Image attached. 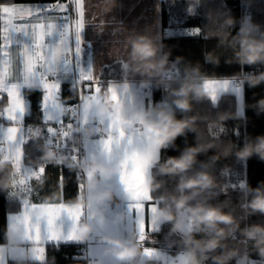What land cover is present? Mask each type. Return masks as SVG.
<instances>
[{
	"label": "clouds",
	"instance_id": "9594fccd",
	"mask_svg": "<svg viewBox=\"0 0 264 264\" xmlns=\"http://www.w3.org/2000/svg\"><path fill=\"white\" fill-rule=\"evenodd\" d=\"M116 0H103L105 11L111 10ZM201 0H192L193 6ZM210 26L208 35L217 39V47L207 55L213 63H219L220 56L228 53L229 63L240 65H264V28L250 18L240 21L239 30L233 34L232 28L237 24L235 17L229 13H209ZM128 48L127 60L123 64L125 73L139 74L143 77L141 85L147 87L155 83L167 89V102L148 107L129 106L125 99L119 102L105 100L93 105L88 126L77 128L80 135L77 143L84 139L89 141L104 131L101 121L108 122L119 116L117 128H124L132 136L143 134L149 138L144 144H134L136 160L146 175V186L150 194L163 188L166 180L175 179L173 187L160 195L161 205L157 207V219L172 224V233H183L181 243L183 255L171 264H231L240 255V248L235 240L239 233L250 242V251L264 257V223L244 224L236 214V206L225 202L213 203L217 190L222 189L213 169L215 162L233 153L240 160H247L253 155L264 160V134L250 137L239 146L233 141L223 142L216 137L226 129L225 121L231 113H220L215 118L203 115L196 110L198 103L210 96L207 82L211 78L201 70L199 64L186 65L183 73L168 78L170 53H161L157 38L149 33L133 32L126 36ZM242 82L250 87L264 83V71L240 73ZM128 81L114 84L118 90ZM264 112V97L253 105ZM195 133L196 143L185 146L176 156L162 158V150L175 144L180 136ZM215 149L207 160H199L201 153ZM42 160L58 161L62 154L55 148L41 145ZM67 163L80 169L95 170L94 178L86 182L83 202L91 203L96 215L89 219L82 217L79 223V235L89 239L97 235L102 246V255L111 257L115 264H152L154 258L166 259L158 250L152 254L145 252L146 246L139 239L135 228L125 234L109 231L110 224L126 222V213L120 212L111 218L107 210L115 199V190L111 184L101 186L102 181H111L120 177L125 170V153L113 148L111 154L99 150L94 156L84 157L77 162L71 161L63 154ZM151 173V174H150ZM19 175L8 160L0 155V190H8L19 197L25 193L26 186L19 185ZM57 188L46 195L49 202H57ZM131 200V194L127 193ZM246 206L242 215H264V182L256 187L247 186L243 197ZM38 210H36L37 212ZM35 212V214H36ZM22 227L13 223L4 230V243L0 244V257L13 255L17 264H29L35 255L36 245L26 246ZM249 253H245L246 262Z\"/></svg>",
	"mask_w": 264,
	"mask_h": 264
},
{
	"label": "trees",
	"instance_id": "16d2710c",
	"mask_svg": "<svg viewBox=\"0 0 264 264\" xmlns=\"http://www.w3.org/2000/svg\"><path fill=\"white\" fill-rule=\"evenodd\" d=\"M14 3H48L56 4L57 0H10ZM209 13H216L217 17L222 13H229L236 18L237 24L232 28L233 34L239 30L240 21L250 18L254 23L264 28V0H201V3L193 6L192 0H163V29L167 27L185 28L188 34L175 36L164 35L162 39V53H170L169 60L174 63V69L178 75L183 73L186 65L199 64L201 70L210 78H233L241 80L240 73H250L264 71V65H240L229 63L224 53L220 56L219 63H213L207 59V55L217 47V39L208 35L210 26ZM2 43V41H0ZM125 71L121 62L106 66L102 78L104 80H120L124 77ZM246 104L245 115L240 116L237 112V98L235 94L226 93L221 95L219 100L214 103L209 96L196 106V110L203 115L215 118L220 113H231L229 119L225 121L226 129L216 138L223 142L233 141L242 146L250 137L264 134V112L258 111L253 105L256 101L264 97V83L250 87L244 83ZM167 89L164 91L154 88L153 101L167 102ZM24 95L30 104V113L26 117L25 124L40 122L42 107L41 102L43 93L41 89L27 88ZM76 91L69 84H65L62 89L61 98L66 105L74 102ZM7 104L6 96L0 100V111H3ZM5 122V121H4ZM46 138L44 133L38 138H30L24 145V162L31 165H46L45 183L40 185L38 181L31 184V192L27 199L30 202L40 203L48 201L46 195L58 188V174L65 176L64 190L65 200L73 201V195H78L79 184L76 177V170L70 165L46 164L41 159V145H45ZM195 133L189 132L186 136H180L175 144L162 150V158L179 155L180 151L187 145L195 144ZM215 149L208 153H201L199 160L204 161L213 155ZM217 179L221 182L222 189L217 190L213 203L225 202L229 206H236V214L240 216L244 224L264 223V215L256 214L252 216L242 215V209L246 206V201L242 198L244 189L247 186L256 187L264 182V160L253 155L247 160H240L233 153L222 157L215 162L213 169ZM166 183L151 196L161 205L160 195L170 190L176 183L175 179L164 177ZM59 194L57 193V196ZM78 197V196H77ZM78 199V198H77ZM24 200L12 196L8 190H0V244L4 243V230L7 227V215L19 212ZM172 224L162 223L160 233L152 235L163 238V234L168 237L171 232ZM178 241L174 246L175 252L184 251L181 243L183 233H173ZM165 236V237H166ZM235 240L241 247L244 240L239 233ZM247 243V253L253 260H262L256 252L250 251V242ZM7 264H17L15 259H8ZM29 264H87L84 257L83 245L81 244H51L46 247L43 260H30ZM152 264H162L160 261L153 260ZM209 264H212L209 261ZM231 264H244L239 256L231 261Z\"/></svg>",
	"mask_w": 264,
	"mask_h": 264
},
{
	"label": "crops",
	"instance_id": "0c3cea01",
	"mask_svg": "<svg viewBox=\"0 0 264 264\" xmlns=\"http://www.w3.org/2000/svg\"><path fill=\"white\" fill-rule=\"evenodd\" d=\"M18 5H33L39 9H49L53 8V11L50 13L51 15H56L58 18L56 20L57 29L49 36L46 37V45L49 48H53L56 44V48L53 51L52 60L56 62L54 69L48 73L49 79H54L60 84V89L58 93V101L61 107L63 108L61 113L59 111H53L51 105L47 108L44 104V95L45 90L38 80L34 81L30 85H25L21 80L18 82L21 84V94L25 101V112L22 114L19 120L16 122L10 121L6 115H0V131H5V126H1L4 123H16L18 125H25L20 130L18 134V140L22 142L23 150L25 143L30 138H38L44 133V137L46 138L45 145H47V138L49 135L48 128L54 127L62 120L63 113L68 108L69 105H66L62 98L61 93L63 86L65 84H69L73 89V85L71 81H73L75 74L74 66H71V63L67 62L63 59V55L68 49V43L60 44L59 41L62 38V32L66 25H68V18L62 17L63 14L67 15L70 8L75 12V16L70 20L73 25L75 19L78 18V10L75 0H72V3L69 5V9L66 13H59L55 10L54 6L56 4H48V3H17ZM84 27L83 30L79 33L80 41H81V50L84 53V65L82 77L84 75L91 74L96 77L102 88L95 95L87 94L90 90L86 87V99L84 100V105H99L105 100H111L113 102H119L122 98L125 99L126 103L129 106L135 107H148L157 105V102L153 101V90L154 83L147 87L141 85L140 81L143 79L139 74H129L125 73L124 77L120 80H104L102 78V74L106 66L114 64L116 62H121L124 64L127 60V52L128 48L126 47V36L130 33H149L157 38V42L162 46L163 36L167 33L165 29H163V0H116L114 6L111 7V10L105 11L103 7V0H85V16H84ZM64 23V24H63ZM186 33H189L188 31ZM185 33V34H186ZM70 36V33H69ZM68 36V40H69ZM16 41H19L18 43ZM33 42V38L30 34L20 33L14 37L13 49H19L23 46L24 43H28L31 45ZM162 53V47H161ZM73 67V71H72ZM176 73L174 69V63L170 61L169 71L165 73L168 78H171ZM84 80V79H83ZM213 81H217L220 83L227 82V87L221 88L218 91V95L215 100L211 99L214 103H216L221 95L226 93L235 94L237 98V112L238 115H245V104H246V96H245V88L244 82L242 80H235L233 78H211ZM87 85L93 84V80H84ZM121 83L123 81H128L127 85L121 87L118 90L117 86L114 82ZM15 82V81H14ZM86 85V86H87ZM27 88H37L41 89L43 93V98L41 102L42 114L40 122L37 123H28L25 124L26 117L30 113V104L24 95V90ZM111 89V90H110ZM6 94L0 96V100ZM7 99V96H6ZM13 101L11 99H7V104L3 111L0 112H8L15 113L17 111L16 105L14 103L13 106L11 104ZM53 115V119L49 120L48 116ZM85 120L89 125L92 121L90 120L91 114L85 116ZM25 118V119H24ZM5 121V122H4ZM102 122V121H101ZM103 125V123H101ZM104 131L106 132V125H103ZM107 134V132H106ZM103 138H93L92 140L87 141V157L94 156L100 150V141ZM6 143L3 138L0 140V146ZM7 151L6 147H0V155L3 156L5 160H8L11 166L15 169V171L20 174L19 175V185L26 186L25 193L23 194L28 198L31 192V184L34 181H38L40 185L45 183V173H46V165L36 164L31 165L24 162V156L22 160V171L17 168L14 161L10 158L9 153H5ZM43 166L45 171L40 180L32 179L28 183L26 177L23 175H30L32 172L38 171L39 168ZM89 171L93 172L91 178L88 177V182H90L95 175V170L89 169ZM126 171L121 173V175ZM141 171L144 172L141 168ZM23 172V173H22ZM145 173V172H144ZM151 174V173H150ZM64 181L65 176L58 174V189L57 192L59 195V199L57 202H49L42 201L40 202V206L36 209V215H43L44 213L51 211L54 206L58 204H65L75 210L83 209L84 214L80 217L78 224L76 225V233L79 239H71L68 238L69 233L71 232L73 221L70 217L61 216L57 223L62 226V234L59 238H49V235L46 231V223L44 225V233L43 238L40 242L41 246L46 247L51 244H81L83 245L84 256L93 259L96 264H115L111 257H105L102 255V246L97 241V235L93 234V236L89 239H83L79 235V223L82 217L92 219L95 217L96 213L92 208L91 203L87 205L77 197L78 195L75 193L73 201L65 200V190H64ZM107 184H111L115 190V199L111 203L110 207L107 210L106 216L108 218L113 217L117 213L124 212L126 213V222L123 224H110L108 230L112 231L116 234H125L127 231L135 228L137 234L139 235L138 222L139 215L137 211L131 208L132 203L136 202H145L147 200V196L144 194L136 195L139 191L140 193H148L149 189L146 186V178L143 180L139 189L133 187L129 191L125 190L124 185L121 183L118 176L113 177L111 181L101 183V186H107ZM127 193L131 194V200L127 197ZM151 195V194H150ZM78 198V199H77ZM25 201V200H24ZM33 203V202H31ZM35 203V202H34ZM151 203H155L158 207L156 201L152 200ZM91 206V208H89ZM24 210V202L19 212L9 213L7 215V226L11 224V220L13 222V218L19 216L23 213ZM147 210V206H146ZM157 213V210H156ZM12 215V216H11ZM14 215V216H13ZM146 220L149 224V227L146 223V232L147 239L142 241L146 247L158 249L166 259L154 258L153 260L160 261L162 264H171L172 261L178 260L184 251L175 252V248L170 246V243L176 241L174 236L168 235V237L163 234V238H158L153 233L159 232L162 226L163 221L157 219L156 227L154 229L151 228V213H146ZM166 236V237H165ZM140 239V238H139ZM178 241V240H177ZM26 246L35 245V242L26 239L24 241ZM247 253V243L245 239L241 242L240 247V255L239 259L243 260L244 254ZM45 255V253H44ZM15 259L13 255L9 254L5 257H0V264H7L8 259ZM31 260H41L37 258L36 255H33ZM250 264H264L262 260H253Z\"/></svg>",
	"mask_w": 264,
	"mask_h": 264
},
{
	"label": "snow or ice",
	"instance_id": "6c2138e0",
	"mask_svg": "<svg viewBox=\"0 0 264 264\" xmlns=\"http://www.w3.org/2000/svg\"><path fill=\"white\" fill-rule=\"evenodd\" d=\"M71 3L72 0H57L54 8L59 13H66ZM75 3L77 5L78 18L75 19L74 25L68 24L64 27L62 38L59 41L60 44L68 43V36L73 28L77 33L78 40L79 33L83 30L85 23V0H75ZM52 11L53 8L39 9L33 5H18L10 2V0H0V41H2L0 43V96L6 94L7 99H11L17 108L15 113L0 112V115H6L10 121L16 122L19 120L26 110L25 101L21 94V84L18 82L21 79L25 85H30L36 80L39 81L45 90L44 104L46 108L51 105L54 112L59 111L60 113L63 109L58 101L60 84L56 80L49 79L48 77V73L54 69L56 64L52 60V55L57 44L53 48H49L45 43L46 37L57 29L56 20L58 17L51 15L50 13ZM20 33L30 34L33 42L31 45L24 43L22 47L14 50V37ZM16 42L18 43L19 41ZM76 51H80L79 45H77ZM82 79L94 81L93 84L86 86L90 90L87 94L95 95L101 90L102 86L99 80L91 74L84 75ZM207 87L212 99L215 100L218 91L221 88L227 87V82L222 84L210 80L207 82ZM80 99L81 101L86 99L83 91L81 92ZM71 111L73 116H75L77 109L72 108ZM83 113L86 117L91 114L92 106L85 104ZM53 118L51 114L48 116L49 120ZM118 119L119 116H114L108 122H101L106 125L107 135L100 141V149L109 154H111L113 148L124 151V166L126 171L119 179L126 191H129L133 187L139 189L147 174L141 171V167L136 160L137 153L133 150V145L144 144L149 138H146L142 133L132 136L126 133L124 128H117ZM84 122L87 121L85 120ZM72 127L73 124L69 123L66 128H61L59 130L60 135L68 137ZM48 132L55 134L57 133V129L50 126ZM19 133L20 127L16 123L7 127L5 135L6 143L0 147H6L10 158L14 161L17 168L22 171L24 150L22 142L18 140ZM44 171L45 168L41 166L38 171L32 172L30 175L22 173L29 183L32 179L40 180ZM87 175L91 178L93 172L88 171ZM141 194L146 195L147 200L145 202L132 203L131 208L135 209L139 215V238L141 241H145L147 239L146 223L149 227L146 220V213H151V228L154 229L157 220V205L151 203L153 197L150 194L146 192L140 193L139 191L136 193V195ZM39 206L40 203H31L29 199H25L23 213L14 217L12 223L22 227L26 239L35 242V255L42 260L45 249L41 246L40 242L43 238L45 223L49 238H59L62 234V226L57 221L61 216L66 215L74 222L68 238L79 239L76 233V225L84 212L82 208L75 210L65 204H58L51 211L43 215H36L35 212ZM145 252L152 254L153 249L146 247Z\"/></svg>",
	"mask_w": 264,
	"mask_h": 264
},
{
	"label": "built area",
	"instance_id": "2783aa9c",
	"mask_svg": "<svg viewBox=\"0 0 264 264\" xmlns=\"http://www.w3.org/2000/svg\"><path fill=\"white\" fill-rule=\"evenodd\" d=\"M69 17L71 20L75 16V12L72 8H70L67 15L63 14L62 17ZM73 24V23H72ZM79 45L80 51L77 52L76 48ZM68 49L63 55V59L67 62L71 63L74 66V79L71 81L73 85V89L76 91L75 100L71 103L68 108L65 110L62 116V120L56 124L54 127L57 129V133H49L47 138V145L46 147L55 148L59 153L62 154L61 159L58 161H46V164H58V165H70L73 166L76 170V177L79 184V191H78V198L83 202V193L85 190L86 182H88V175L87 172L89 169H80L74 166L72 163H67L63 159V154H67V156L73 162H77L80 159L87 157V141L88 139H84L82 143H77V137L80 135L79 133L75 132L77 128H82L88 126L87 122L85 121L83 107H84V100L81 101V92L83 91L86 93V85L87 83L82 79V72H83V65H84V53L81 50V41L80 36L79 40L77 39V33L75 32L74 28L70 32L69 40H68ZM179 76L178 74H174L173 77ZM116 83H118L116 81ZM154 88L160 89L164 91L166 88L162 86H157L154 83ZM158 104H162L161 101H157ZM72 108L77 109L75 116L71 111ZM69 123L73 124V127L70 130V134L68 137H63L60 135L59 130L61 128H66ZM106 132L103 131L102 133L98 134L93 138H105ZM84 203V202H83ZM247 241V240H245ZM85 257V256H84ZM87 259V264H96L93 259ZM252 259L249 257L248 260L244 262V264H250Z\"/></svg>",
	"mask_w": 264,
	"mask_h": 264
},
{
	"label": "rangeland",
	"instance_id": "374dc122",
	"mask_svg": "<svg viewBox=\"0 0 264 264\" xmlns=\"http://www.w3.org/2000/svg\"><path fill=\"white\" fill-rule=\"evenodd\" d=\"M67 18H68V23H69V24H72V22L70 21L71 19H70L69 17H67ZM63 24H64V23H63ZM165 31L167 32L166 35L180 36V35H185V33H186L188 30L185 29V28H180V27H179V28L167 27V28L165 29ZM188 32H189V31H188ZM186 34H188V33H186ZM71 66H73V65L71 64ZM72 71H73V67H72ZM74 72H75V71H73V73H74ZM176 74H178L177 71H176ZM171 78H173V76H172ZM13 105H14V103L11 104V106H13ZM7 113H8V112H7ZM24 119H25V118H24ZM1 126H5V127H4V128H5V131H4V130L0 131V140H1L2 138H3V140H4V139H5V135H6V129H7V127H9V126H12V124H11V123H4V125L2 124ZM23 126H25V125H23V124L19 125L20 130L23 128ZM5 153H8V151L5 150ZM20 186H22V185H20ZM20 198L23 199V200L27 199V197L24 196L23 194L20 196ZM11 216H12V215H11ZM13 216H14V215H13ZM11 223H12V220H11ZM168 235H169V236L172 235V236L175 237V235H174L173 233H169ZM176 242H177V240H176V241H173L172 243H170V246L174 248V246H172V245H175ZM43 259H44V258H43ZM43 259H42V260H43Z\"/></svg>",
	"mask_w": 264,
	"mask_h": 264
}]
</instances>
